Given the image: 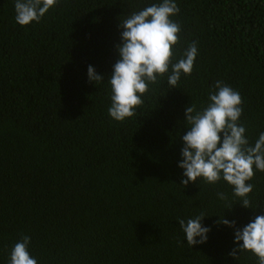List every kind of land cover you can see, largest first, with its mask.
<instances>
[{
  "label": "trees",
  "instance_id": "obj_1",
  "mask_svg": "<svg viewBox=\"0 0 264 264\" xmlns=\"http://www.w3.org/2000/svg\"><path fill=\"white\" fill-rule=\"evenodd\" d=\"M161 2L58 0L21 26L15 0H0V264L24 235L37 264H258L251 252L229 256L235 230L216 222L242 228L264 214V172L249 181V209L223 179L185 187L178 163L185 107L207 106L217 81L239 92L249 143L264 132V0H175L173 63L195 41L193 70L173 89L158 77L116 121L119 22ZM89 65L105 79L89 82ZM201 212L211 230L190 247L178 220Z\"/></svg>",
  "mask_w": 264,
  "mask_h": 264
},
{
  "label": "clouds",
  "instance_id": "obj_2",
  "mask_svg": "<svg viewBox=\"0 0 264 264\" xmlns=\"http://www.w3.org/2000/svg\"><path fill=\"white\" fill-rule=\"evenodd\" d=\"M57 2L15 0V21L21 26L39 22ZM178 13L175 0H162L119 19L118 27L122 29L121 43L116 45L119 59L108 77L112 93L108 113L114 120L134 116L135 110L143 104L141 97L148 92L149 84L157 83L158 77L167 74V83L173 89L177 88L182 73L191 74L198 54L195 41L173 63V47L180 41L181 26L170 17ZM87 76L93 83L105 79L92 65L88 66ZM208 100L207 106L200 110L195 104L185 107L188 130L180 137L183 142L178 163L183 170L181 184L186 187L198 178L215 184L223 179L232 186L233 196L240 199L242 207L254 209L249 199L254 185L249 181L255 175L254 169L264 172V132L259 134L254 145L249 143L246 129L239 123L242 98L223 81L216 82L215 91L209 93ZM217 195L221 200H228L222 192ZM205 217L207 215L201 212L187 220H178L190 247L206 243L211 229L202 224ZM219 217L217 224L235 230V247L228 255L236 259L247 251L257 257L258 264H264V214L255 216L242 228L236 227L235 220L229 221L224 215ZM30 241L31 238L24 235L14 243L9 264H37L29 251Z\"/></svg>",
  "mask_w": 264,
  "mask_h": 264
}]
</instances>
